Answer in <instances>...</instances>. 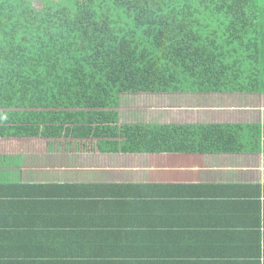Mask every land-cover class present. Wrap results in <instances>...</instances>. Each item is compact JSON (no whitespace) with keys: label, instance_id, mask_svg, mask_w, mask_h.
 Returning a JSON list of instances; mask_svg holds the SVG:
<instances>
[{"label":"trees","instance_id":"1","mask_svg":"<svg viewBox=\"0 0 264 264\" xmlns=\"http://www.w3.org/2000/svg\"><path fill=\"white\" fill-rule=\"evenodd\" d=\"M35 2L0 0V140L38 141L40 154L264 151V124L119 119L121 94L264 95V0H40L38 7ZM15 147L0 141V170L8 168L6 150ZM4 172L0 264L7 250L28 243L15 236L17 244L5 246L8 216L15 230L26 216L48 229H77V260L88 258L90 264H165L169 255L163 250L142 251L138 242L169 228L177 203L132 207L133 197L182 199L180 207L188 208L180 227L257 229L252 235L209 237L211 245L195 248L200 264L228 256L224 253L243 244V236L255 247L246 264H264V187L27 185L7 183ZM35 191H44L38 202ZM33 195L37 203L27 205L24 198ZM41 209L45 224L36 217Z\"/></svg>","mask_w":264,"mask_h":264},{"label":"crops","instance_id":"2","mask_svg":"<svg viewBox=\"0 0 264 264\" xmlns=\"http://www.w3.org/2000/svg\"><path fill=\"white\" fill-rule=\"evenodd\" d=\"M240 124V123H236ZM249 124V123H246ZM255 124V123H251ZM263 125V124H259ZM3 144L11 145L16 140H0ZM14 144V143H13ZM14 156V162L8 163V168H4L0 171H15L14 165L18 164V154L9 152L6 150L5 156ZM47 156L44 157L46 160H54L55 164L45 166L43 165H31L23 167L18 174L20 179L23 177V173L27 172L30 181L20 182L27 185H46V184H114L119 186L132 185V186H146V185H258L264 187V151L259 153H243V154H230V155H187V156H167V155H101V154H74L67 153L64 151H54L50 154H39ZM123 155L128 157H138L141 159H147L152 161L151 158H155L156 165L154 163L146 164V169L133 171L127 170L125 172L126 178H131L132 180H122L121 177L117 181L110 182H96L94 178L98 173L101 172L105 174L109 172L108 176L116 175L118 172L123 173L124 170L120 165L105 164L97 168H84L76 165L77 158H109V157H119ZM52 157V158H48ZM215 157V158H214ZM213 158V159H207ZM231 158V159H229ZM158 159H165L168 164H159ZM188 160V161H186ZM222 160L220 164L216 162ZM186 161V163H185ZM58 162H65V164L57 165ZM18 167V166H17ZM156 167V168H155ZM110 168V169H109ZM88 169L91 170L88 173ZM102 170V171H101ZM151 170V171H150ZM211 171H219L230 174L233 176L229 182L220 181H207L206 178L200 177V173L207 175ZM234 172V173H233ZM144 175H154L158 177L159 181H140L139 176ZM162 175H171V177H163ZM3 176V175H2ZM5 177V176H4ZM7 180V179H6ZM8 182L10 180H7ZM64 183H60V182ZM26 182V183H25ZM38 195V200L44 191H35ZM27 205H34V195L32 197L24 198ZM169 197H133L132 207L141 206L144 204H157V205H171V203H177L176 209L173 216L170 218L171 226L169 228H161L155 230V238L146 239L143 242H138V247L140 250L152 251L157 249L159 252L163 250L164 254L169 255L165 264H200V256L195 255V248L199 245L208 247L211 245L210 238L228 234L229 232L236 231L238 234L248 233L247 235H252V232L257 230L251 229H220L217 227L202 228L191 226L194 224H187L186 227H180L182 223V216L188 205L184 204L185 208L180 207L182 199L178 198L176 201L168 200ZM151 201V202H149ZM262 202V199H260ZM24 203V202H23ZM39 208V207H36ZM23 217V216H22ZM36 217L40 218L44 224L46 222V215L44 209H41L40 213L36 214ZM12 218L8 216V221H5V235L4 241H7L5 246H8L11 242L16 245V237L27 241L28 243L19 247V249L9 251L7 250V258L5 257V264H25L24 257L28 254L27 262L29 264H90L88 258H83L77 260L78 243H77V229L65 228V229H48L43 227L42 223L35 220L33 216H26L20 221V228L15 230L12 224ZM50 224V223H49ZM173 225V226H172ZM177 225V226H175ZM261 233L262 229H260ZM228 236V235H224ZM262 238L264 236L260 235ZM242 240L239 238L243 244L238 246L234 252L224 253L228 256L223 258L214 259L210 263L215 264H246L251 262L250 252L254 247L251 244V239L249 237L243 236ZM1 245V244H0ZM264 247V239L260 241V249ZM255 248V247H254ZM10 254V255H8ZM15 254H20L21 257L16 258ZM233 254V255H232ZM260 261H264L260 257ZM105 262V261H103ZM3 263V264H4Z\"/></svg>","mask_w":264,"mask_h":264},{"label":"rangeland","instance_id":"3","mask_svg":"<svg viewBox=\"0 0 264 264\" xmlns=\"http://www.w3.org/2000/svg\"><path fill=\"white\" fill-rule=\"evenodd\" d=\"M58 1L65 3L68 0ZM39 4L40 0H36L35 6L38 7ZM119 103V119L122 124H264V95L121 94L119 96ZM13 143H17V147H15L11 152L18 154V167H14L15 171L13 172L7 171L2 174L10 180L7 183L30 181L27 180L29 179L27 172L23 173V177L21 179L20 175L18 177V174L23 167L31 166L32 164L43 165V167L55 164L54 160H46L44 158L47 156L43 157V155H39L40 153L38 152L43 148V144L40 142L28 139L17 140ZM122 156L123 155L109 158H77L76 165L91 169L101 167V165L105 164L122 166V169L124 170L122 174L118 172L116 175L114 174L112 176H108V174H110L109 172H106L105 174L95 172L98 173L94 178V181L96 182L117 181L120 177L122 180H132L131 178L125 177V172L127 170L138 171L146 169V164L154 163V165H156L155 158H151L152 161H150L147 159H141L145 156H141V158L128 156L123 158ZM4 158L8 161V163H13L15 160L11 155L5 156ZM158 161L159 164H168L165 159H158ZM221 161L222 160H219L216 163L220 164ZM62 164H65V162L57 163V165ZM90 171L91 170L88 169V173ZM162 176L171 177V175ZM205 176L206 178L208 177L207 181L211 182H229L233 178L232 175L219 171H211L208 176L200 173L201 178ZM138 180L156 182L159 181V178L154 177V175H144L139 176ZM60 183L64 182L62 181Z\"/></svg>","mask_w":264,"mask_h":264}]
</instances>
